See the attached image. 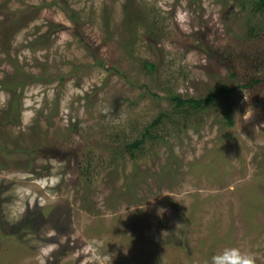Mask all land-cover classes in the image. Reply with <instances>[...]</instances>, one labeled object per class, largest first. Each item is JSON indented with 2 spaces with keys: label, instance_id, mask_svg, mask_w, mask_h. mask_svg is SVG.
Returning <instances> with one entry per match:
<instances>
[{
  "label": "rangeland",
  "instance_id": "1",
  "mask_svg": "<svg viewBox=\"0 0 264 264\" xmlns=\"http://www.w3.org/2000/svg\"><path fill=\"white\" fill-rule=\"evenodd\" d=\"M220 86L204 107L169 97ZM225 247L264 264V13L0 0V264H208Z\"/></svg>",
  "mask_w": 264,
  "mask_h": 264
},
{
  "label": "trees",
  "instance_id": "2",
  "mask_svg": "<svg viewBox=\"0 0 264 264\" xmlns=\"http://www.w3.org/2000/svg\"><path fill=\"white\" fill-rule=\"evenodd\" d=\"M246 6L249 8L250 11V16H255L256 14H261L264 13V0H246ZM247 34L249 37H254L256 35H258V29H256L254 26H249L247 29ZM145 66L150 69V71H153L155 68V64L154 63H145ZM251 82L254 83H260L262 82L259 78H255L252 79ZM249 86V84H247ZM235 90L234 86H220L218 87L216 90L209 92L208 94H206L205 97L200 98V99H194L192 97H188V98H181L178 95H172L169 94L170 100L173 101L175 103L176 107H182L185 105L191 107V108H198V107H204L205 104L207 103H211L214 102L217 98L219 97H225V98H229L230 95L233 93V91ZM230 110H227L225 113V117L227 118V121L230 123L233 119L231 117V113H229ZM158 122H160V118L154 119L145 129H144V133H142V136L140 139L138 140H134L132 141V143H126V147L128 148L129 154L132 155L135 150H138L140 148V145L144 142L145 140V136L150 135V131H148V129H150L151 126H153L154 124H157ZM88 162H86V164H84L82 167H84L85 169L88 168Z\"/></svg>",
  "mask_w": 264,
  "mask_h": 264
},
{
  "label": "clouds",
  "instance_id": "3",
  "mask_svg": "<svg viewBox=\"0 0 264 264\" xmlns=\"http://www.w3.org/2000/svg\"><path fill=\"white\" fill-rule=\"evenodd\" d=\"M208 264H252L251 258L236 247H225L213 254Z\"/></svg>",
  "mask_w": 264,
  "mask_h": 264
}]
</instances>
